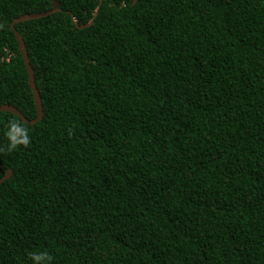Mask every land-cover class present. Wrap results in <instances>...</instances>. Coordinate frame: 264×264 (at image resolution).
<instances>
[{
	"label": "trees",
	"instance_id": "16d2710c",
	"mask_svg": "<svg viewBox=\"0 0 264 264\" xmlns=\"http://www.w3.org/2000/svg\"><path fill=\"white\" fill-rule=\"evenodd\" d=\"M20 22L43 105L0 113V264H264V0H56ZM0 0V107L37 109ZM18 121L30 143L8 150Z\"/></svg>",
	"mask_w": 264,
	"mask_h": 264
},
{
	"label": "water",
	"instance_id": "95a60500",
	"mask_svg": "<svg viewBox=\"0 0 264 264\" xmlns=\"http://www.w3.org/2000/svg\"><path fill=\"white\" fill-rule=\"evenodd\" d=\"M102 1L103 0H100L99 6L96 8V11L94 13L93 18L86 25H79L77 23L74 15L71 14L72 20L78 29H84V28L89 27L93 24L94 20L97 17V14H98V11H99L100 6L102 4ZM136 2H137V0H133V4H135ZM53 4H54V7L52 10H50L48 12H43V13H32V14H25V15L19 16L11 23V26H10L11 30H13L15 35H16L18 45H19V50L21 52V55H22L24 63H25V67H26V70L28 73L29 85H30V88L32 90L33 97L35 100V105H36V109H37V116L33 120H28L16 107L8 105V104H4L0 107V113L1 112L12 113V114L18 116L26 124L35 125L42 120V118H43V105H42V100H41V97H40L39 92L37 90V87L35 85L33 68H32V65L30 63V60H29V57H28V54H27V51L25 48L24 40H23L20 32L15 29V25L17 23H20V22H25V21L34 20V19H40V18L47 17L51 14L60 12L61 9L59 8L58 2H56V0H53ZM0 168H4L3 165L0 164ZM10 177H11V170L5 169V175L0 179V186L5 180H7Z\"/></svg>",
	"mask_w": 264,
	"mask_h": 264
},
{
	"label": "clouds",
	"instance_id": "9594fccd",
	"mask_svg": "<svg viewBox=\"0 0 264 264\" xmlns=\"http://www.w3.org/2000/svg\"><path fill=\"white\" fill-rule=\"evenodd\" d=\"M8 150L11 151L17 146H27L30 143L29 129L18 121H9L6 128ZM32 264H50L52 257L47 251L36 250L31 252Z\"/></svg>",
	"mask_w": 264,
	"mask_h": 264
}]
</instances>
